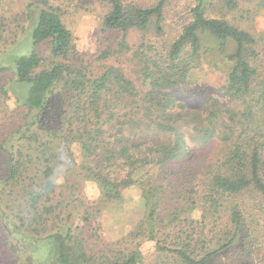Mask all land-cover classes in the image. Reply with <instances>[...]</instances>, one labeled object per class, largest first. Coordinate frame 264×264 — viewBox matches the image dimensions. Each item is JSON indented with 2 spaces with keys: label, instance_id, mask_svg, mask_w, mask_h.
Returning a JSON list of instances; mask_svg holds the SVG:
<instances>
[{
  "label": "rangeland",
  "instance_id": "rangeland-1",
  "mask_svg": "<svg viewBox=\"0 0 264 264\" xmlns=\"http://www.w3.org/2000/svg\"><path fill=\"white\" fill-rule=\"evenodd\" d=\"M123 1L126 5L142 8L153 7L159 0ZM199 1L166 0L160 37L151 23L146 30L130 29L124 39L122 33L105 31L102 27L110 11L108 4L100 0H46L72 33L75 46L68 58L56 59L51 53L50 40L36 46L31 40L41 0H0V92L7 90L12 74L11 59L31 52L38 54L43 69L53 63H63L89 78L114 67L138 84L142 79V55L155 58L161 45L179 34L182 25L190 19V10ZM204 15L224 20L253 36L259 54L258 72L264 77V0H205ZM121 41L126 45L119 46ZM216 44L209 34L201 35L202 49L212 51ZM108 49L111 54L101 57ZM231 66L232 62L212 51L203 56L191 72L189 85L168 92L175 104L183 105V113H188L187 120H193L191 124L195 125L200 115L205 117L218 112L216 132L207 138L205 134L193 132L197 146L190 145L178 159L156 166L149 174L137 171L133 176L134 184L122 190L116 201L109 204L102 201L97 184L86 178L76 142H65L60 137L51 140L53 152L43 165L41 160L26 164L22 159L21 182L0 186V264H54L57 249L46 238L58 232L68 237L78 264H112L130 255L135 257V264H180L164 248L181 243L184 233L192 230L199 237L196 245L187 248L192 254L203 255L216 249L218 244H226L238 233L236 226L230 224V211L237 204L244 206L243 212L253 222L250 237L253 241L247 239L246 248L242 250L239 235L240 242L219 252L210 264H263L264 196L248 190L220 200L219 213L214 215L201 200L208 176L224 163L226 152L236 139V133L229 132L223 123L234 114L227 115L229 110H240L237 103L229 105L223 96ZM254 89L258 91L259 87ZM57 92L42 120L48 130L58 123L61 93ZM213 98L221 103H211ZM15 105L9 91L7 96L0 93V124L11 127L18 122L20 114ZM232 118L241 120L245 128L264 135V105L250 112L246 110L244 115L234 114ZM194 130L191 128V132ZM185 141L192 143L189 135ZM21 144L25 148L23 156L27 149L32 151V146ZM46 164L48 184L43 183L42 176ZM222 173L229 175L226 168ZM149 188L157 198L152 220L147 217L150 208L144 195V190ZM36 190L41 198L35 206L30 201ZM33 218L39 224L31 223ZM191 222H194L193 229L189 225Z\"/></svg>",
  "mask_w": 264,
  "mask_h": 264
},
{
  "label": "trees",
  "instance_id": "trees-1",
  "mask_svg": "<svg viewBox=\"0 0 264 264\" xmlns=\"http://www.w3.org/2000/svg\"><path fill=\"white\" fill-rule=\"evenodd\" d=\"M100 1L110 6L103 19L105 31L122 33L125 39L130 29L146 30L153 23L156 34L160 37L163 33L161 23L166 0H159L153 7L142 8L126 5L123 0ZM204 2L200 0L190 10L189 21L182 25L177 36L161 45L155 58L142 55V79L138 84L114 67L87 78L63 63H53L43 69L35 52L13 57L7 90L0 93L7 96V91L10 92L19 110L20 121L18 118L11 127L0 124V186L21 182L22 159L26 164L40 160L41 165L48 162L53 152L50 141L60 137L65 142L79 145L81 167L86 178L97 184L102 201L107 204L116 201L122 190L134 184L133 176L137 171L149 174L156 166L178 159L190 145L197 146L193 132L205 134L206 138L216 132L218 112L205 117L200 115L195 126L191 124L193 120H187L188 113H183V105L175 104L168 94L173 89L189 85L191 72L201 63L203 56L212 51L232 62L223 96L229 105L237 103L240 110H229L227 115H244L246 110L250 112L253 108L262 107L264 77L258 72L259 54L255 50V39L224 20L205 17ZM40 4L31 31L33 45L50 40L52 56L68 58L75 51L72 33L46 0H41ZM202 34H209L217 41L214 50L202 49ZM118 45L126 44L121 41ZM109 50L101 57L109 56ZM254 87H259V90L255 91ZM57 90L61 93L56 116L58 123L48 130L42 120L52 98L57 97ZM211 103L221 102L213 98ZM232 116L223 123L229 132L236 133V139L227 150L224 163L208 176L201 198L213 215L219 213L217 205L220 200L239 196L248 190L264 196V135L245 128L241 120H233ZM193 127L195 130L191 132ZM187 135L191 144L185 141ZM21 143L32 146V151L27 149L23 156L25 148ZM224 168L229 171L228 176L223 175ZM48 170L46 164L42 173L44 184L49 181ZM32 193L30 202L36 206L41 196L37 190ZM144 195L150 208L147 217L152 220L157 198L151 188L144 190ZM243 209V205L237 204L230 211V224L236 226L238 233H234L226 244H218L216 249L203 255L192 254L187 248L199 241L192 230L184 233L181 243L171 245L172 248L165 247V251L180 264H210L219 252L237 242L241 241L244 250L246 240L253 241L250 238L253 222ZM261 221L264 228V218ZM33 222L39 224L35 218L31 220ZM189 225L193 229L194 222ZM68 240L60 232L46 238L57 249L54 264H78ZM135 263V257L130 255L112 264Z\"/></svg>",
  "mask_w": 264,
  "mask_h": 264
}]
</instances>
